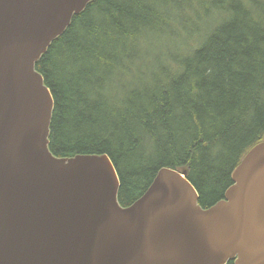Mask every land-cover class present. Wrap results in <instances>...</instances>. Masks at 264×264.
<instances>
[{"label":"trees","instance_id":"trees-1","mask_svg":"<svg viewBox=\"0 0 264 264\" xmlns=\"http://www.w3.org/2000/svg\"><path fill=\"white\" fill-rule=\"evenodd\" d=\"M36 70L50 151L108 155L123 207L170 168L208 209L264 141V0H96Z\"/></svg>","mask_w":264,"mask_h":264},{"label":"water","instance_id":"water-1","mask_svg":"<svg viewBox=\"0 0 264 264\" xmlns=\"http://www.w3.org/2000/svg\"><path fill=\"white\" fill-rule=\"evenodd\" d=\"M94 1L0 0V264H264V141L208 209L186 170L161 168L123 207L108 155L50 151L36 65Z\"/></svg>","mask_w":264,"mask_h":264},{"label":"rangeland","instance_id":"rangeland-1","mask_svg":"<svg viewBox=\"0 0 264 264\" xmlns=\"http://www.w3.org/2000/svg\"><path fill=\"white\" fill-rule=\"evenodd\" d=\"M168 7H169V6H167V7H164V8H165V9H168Z\"/></svg>","mask_w":264,"mask_h":264}]
</instances>
